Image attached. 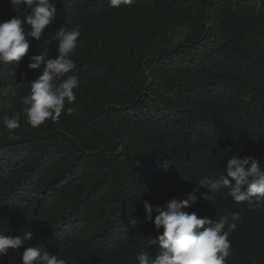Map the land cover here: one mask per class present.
<instances>
[{"label":"trees","instance_id":"trees-1","mask_svg":"<svg viewBox=\"0 0 264 264\" xmlns=\"http://www.w3.org/2000/svg\"><path fill=\"white\" fill-rule=\"evenodd\" d=\"M56 11L41 41L14 68L0 66V232L31 228L33 240L67 264H137L158 254L162 234L145 220L156 207L183 200L226 160L252 156L264 168V0H50ZM16 12L0 0V22ZM79 28L70 55L81 85L53 121L33 128L20 97L42 72L32 71L49 36ZM26 31H27V26ZM49 35V36H47ZM56 42L44 50L57 56ZM20 114L9 131L4 116ZM230 148V153L225 149ZM227 189L200 188L188 209L237 225L226 264H264V208L236 204ZM157 213L153 212V219ZM24 246L0 264H21Z\"/></svg>","mask_w":264,"mask_h":264},{"label":"clouds","instance_id":"clouds-1","mask_svg":"<svg viewBox=\"0 0 264 264\" xmlns=\"http://www.w3.org/2000/svg\"><path fill=\"white\" fill-rule=\"evenodd\" d=\"M121 0H111L113 6H119ZM130 2V0H126ZM16 12H24L7 21L0 22V66L11 64L13 68L19 64L29 50V38L41 41L44 30L54 19L55 5L50 0H9ZM27 26V31L26 27ZM79 28L67 29L61 26L54 35L45 42V47L38 55L29 57L28 69L41 74L29 84V92L20 97L25 122L33 128L45 124L48 120H57L62 112L71 115L73 108H65L76 100L74 89L81 85L80 79L71 74L75 64L69 58L78 47ZM55 43L57 56L52 58L44 49ZM12 83L0 86V95L16 97L18 89L24 84L17 83L15 72H10ZM3 125L9 131L10 138H15L14 130L21 127L20 114L3 117ZM230 148L225 153H230ZM198 187L187 194L183 200L171 199L165 205L156 207L143 202L145 220L152 222L162 234L149 239V245L158 246V254L150 258L147 253L136 256L137 264H226L231 254L230 234L236 229L235 223L226 219L219 220L199 217L190 208L198 198L211 201L210 195L198 197L200 188L207 189L210 194L227 189V195L236 204H246L249 209L264 208V168L261 160L252 156L237 158L231 155L226 160L224 173L213 179L205 176L199 179ZM156 212L153 219V212ZM34 238L31 228L15 237L0 232V256L9 249L24 246L21 264H67L66 259L52 254L41 246H28Z\"/></svg>","mask_w":264,"mask_h":264}]
</instances>
